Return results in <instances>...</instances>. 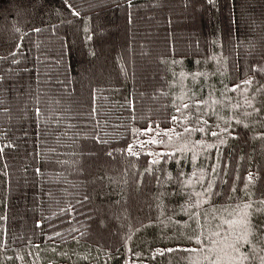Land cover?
I'll list each match as a JSON object with an SVG mask.
<instances>
[{
    "label": "trees",
    "instance_id": "16d2710c",
    "mask_svg": "<svg viewBox=\"0 0 264 264\" xmlns=\"http://www.w3.org/2000/svg\"><path fill=\"white\" fill-rule=\"evenodd\" d=\"M70 2L79 17L63 0H0V264H207L195 236L264 198V0ZM142 5L163 24L145 40L155 69L129 59L152 32ZM113 19L136 32L98 77L71 42L98 66ZM229 124L236 139L212 136Z\"/></svg>",
    "mask_w": 264,
    "mask_h": 264
},
{
    "label": "snow or ice",
    "instance_id": "6c2138e0",
    "mask_svg": "<svg viewBox=\"0 0 264 264\" xmlns=\"http://www.w3.org/2000/svg\"><path fill=\"white\" fill-rule=\"evenodd\" d=\"M211 3L212 0H209ZM64 6L73 17H79L80 13L76 10L70 0H63ZM129 6H131V0H129ZM33 31H39V29H33ZM87 31V29H85ZM19 47V45H17ZM264 71V69H260ZM244 83L248 84L250 81H245ZM236 87V86H234ZM259 91V90H258ZM202 101H195V105L197 109H199L202 105ZM182 108L187 110L189 105H182ZM249 107H252L253 112H256L258 115L261 111L260 108L254 107L249 104ZM37 113L39 109H36ZM177 112L181 111L180 107L176 108ZM250 114V113H249ZM194 117L199 119L198 113L194 114ZM173 122L177 121V117L173 115L171 117ZM206 123V121H202ZM237 124L240 123L239 120L236 121ZM231 125L229 124L227 127L221 129V132H212V136L220 137L221 133L224 135L231 137L232 139H236L233 135L231 129ZM247 127V125H245ZM150 129H146L148 131ZM202 130V129H201ZM187 131V129H186ZM221 144L225 141L223 139L220 140ZM149 143L155 144L157 141L155 139L149 141ZM6 147H12L11 144L5 145ZM141 148L144 146V142L140 144ZM3 149H0L2 152ZM127 151L132 155H137V153L132 152V146L129 145ZM112 153L109 152L108 155ZM148 155H154L153 153H148ZM159 155H170L168 153H162ZM151 163H159L157 160L151 161ZM213 173L215 174L217 169L215 166H212ZM39 173V169L36 170ZM187 175L186 173L179 172L178 176L183 177ZM224 175H227V165H224ZM254 179V175L251 171L248 172L246 177L245 187L248 186V183H251ZM159 181V177H157ZM225 183L227 181H224ZM201 186H203L204 181H199ZM210 187L205 188L202 193H198L199 196H211L214 193L211 191V181L208 182ZM191 199V197H189ZM196 207L199 206L197 203ZM264 213V198L259 200H252L249 198V201L245 203L242 207L237 206L233 212L229 213L230 218L220 217L221 223L216 225V230L209 233L208 236H205L203 231L199 235L195 236V240L197 245H201L202 247L199 251L206 252L204 259L207 261V264H264V256H257L256 250L260 249L264 251V222L254 224L251 221V216L254 214ZM192 217L197 219L199 222V214L192 213ZM204 219H207L206 217ZM39 222H37V225ZM203 229V225H201ZM168 251H172V249H168ZM188 251H197V249H188Z\"/></svg>",
    "mask_w": 264,
    "mask_h": 264
},
{
    "label": "rangeland",
    "instance_id": "374dc122",
    "mask_svg": "<svg viewBox=\"0 0 264 264\" xmlns=\"http://www.w3.org/2000/svg\"><path fill=\"white\" fill-rule=\"evenodd\" d=\"M249 3H250V1H249ZM189 4L190 3L188 1L187 2V6L184 5V9H185L184 11L186 13L190 12V10H189L190 5ZM154 5L156 6V4H154ZM103 6H105V5H103ZM196 6H195L196 7L195 10H196V12L198 11L197 15L198 16H203L202 15L203 9L201 8V6L199 4L196 5ZM146 7H147V5H142L141 8L147 14L146 19H147V21H149V23L151 25V29H152L151 31L152 32H149V31H147L146 33L145 32H141L142 36L140 35L137 46H134V47H130V45L128 46V52H129V57H130L129 59H130V63H131L132 60L135 59V56L136 57L138 56V57H140V62L143 65L142 67L148 66V67H152V68L155 69L156 64H158V61H157L158 57L157 56H151V54L148 51V48H147L148 45L145 43V40L147 39L148 35L155 34L157 29H159V28L161 29L163 24H162L161 20H158V19L154 18L152 15L148 14V11H147ZM106 15L108 17H110V18H114L112 13H108V14L106 13ZM185 15H187V14H185ZM120 19L119 20L118 19L117 20L113 19V20H111V23L106 25L104 28H98V42L101 43L99 45L102 46V41L104 43H106L107 45L109 44V48L106 47L105 45H104V47L102 46V48H100V50H101L100 54L101 55H100V58L97 60L98 61V66L92 67L91 64H90V61H89V65H88V63L86 62L87 60H86V58H84V55L82 53V49L79 48L78 44H75L74 42H71V45L78 49V51H79L78 54H79L80 58L82 59V61L84 63V66L86 67V65H87L88 68H89L88 70H91V72L93 71L94 73H96V76H98V77L102 76L104 78L105 76H108V75L113 73V62L112 61H113V58H114V52L115 51L119 52L122 49V47L120 48L117 45V43H116L117 36H124L126 33H127L128 36L132 35L133 34V29H134V33L136 32V29L133 28V27H132L131 31H127L126 32V30L129 29V28H125L124 29V26H123V24L121 22L122 20H120ZM207 19H208V17H207ZM183 20H185V21H183ZM180 21L185 23V24H190V21H192V20L190 18H188V19L185 18V19H182ZM262 31L264 32V28H263ZM131 38H133V37L131 36ZM149 77L152 78V77H154V75L150 73ZM34 87H35V85H34ZM87 154H89V153H87ZM90 157H93L95 159L96 158H101L97 154H93V156H90ZM101 159H102L101 162H103L104 164L107 165V162H106L105 158L102 157ZM109 168H110L109 171L115 170V168L113 169L112 166L109 167ZM37 202H38V200H37ZM110 218H111V216H110ZM93 219L98 220L99 226L102 228L103 232H106V233H109V234H113V235L116 234L115 230H110L106 226L105 220L101 219L100 216H97V215L95 216L94 215ZM112 219H115V218L112 217L111 220Z\"/></svg>",
    "mask_w": 264,
    "mask_h": 264
}]
</instances>
